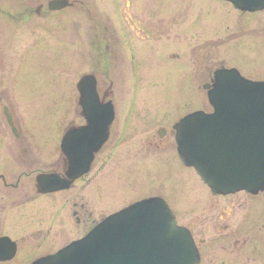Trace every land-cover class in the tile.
Instances as JSON below:
<instances>
[{"label":"flooded vegetation","instance_id":"obj_1","mask_svg":"<svg viewBox=\"0 0 264 264\" xmlns=\"http://www.w3.org/2000/svg\"><path fill=\"white\" fill-rule=\"evenodd\" d=\"M51 1L0 0V264H34L36 260L55 254L83 238L110 215L151 198L166 202L178 224L190 232L199 253L198 264H240L244 250L245 262L264 264V189L257 193L242 191L215 195L203 183L206 193L200 199L204 208L199 215H191L188 209L187 223L183 225L169 198L164 195L170 187L179 199L185 195V191L179 192V187L176 188L179 185L178 172L172 173V186L157 181V189L112 212L93 215L84 209V204L69 201V193L79 191L80 184L88 187L114 157L125 134V124L122 128L121 121H130L122 113L126 94L131 91L126 80L130 73L144 76L146 43L163 35V23L161 19L152 20L142 16L137 9L135 11L131 0H125L124 6L119 1L112 2V10L105 6L103 14L98 0H64L65 5L58 9L50 6ZM205 1L213 9L228 7L236 13L240 18L238 31L225 36L219 46L229 48L218 59L205 51L209 46L205 45L207 41L200 45L205 52L200 50L201 53L195 54L194 46L190 48V88L203 100L200 101L201 108L186 113L171 128L158 129L156 144L148 143L150 149L164 145L175 154L156 161L152 170L156 171L157 180L161 179L158 169L171 164L186 169L184 176L187 180L192 178L190 174L193 176L194 169L186 167L178 155L175 125L193 112H213L209 95L220 91L215 87L219 74L240 76L264 92V36L258 37L261 35L258 24L264 18V9L242 11L222 0ZM215 13L219 17L223 14L220 11ZM41 30L44 37H32ZM17 33L28 37L25 40L18 38ZM244 38L250 39L244 42ZM193 39L196 41L198 36L193 34ZM19 46L24 47L21 54ZM67 46L73 47L71 52H67ZM156 46L148 47L151 54L159 52L160 44ZM130 51L131 57L127 60ZM168 56L174 60L180 57L174 53ZM66 70L75 72L71 77H76L77 81L72 86V98L67 100L65 97L61 103L62 118L66 121H63L61 132L53 143L52 139L47 141L49 149L54 150L53 157L48 159L47 154L42 155L38 150L40 145L35 143L31 126L26 127L18 116L19 85L31 89L37 81L46 82L42 74H67ZM84 77L90 78L94 85L80 87V80ZM60 88L67 92L65 81L61 82ZM82 90L96 96L84 98ZM71 107L73 112L69 115L72 113L73 117L67 121V110L70 111ZM99 110L107 116H95ZM110 114L113 115L112 121H108ZM49 199L56 206L52 214L49 213ZM36 202L44 203L43 208L36 210ZM69 207H73L72 215L66 218ZM23 230L25 232L18 236ZM205 230L209 231L208 234ZM53 231L55 238L59 239L66 231L76 234L60 240V246L54 250L44 251L45 244L52 241L50 235ZM241 235L248 236V239ZM30 238L36 239V244V240ZM240 238H245L241 252L236 250ZM24 242L28 243L24 247L28 252L25 260L19 257ZM222 247L226 249L225 253L229 251L230 262L224 257Z\"/></svg>","mask_w":264,"mask_h":264},{"label":"rangeland","instance_id":"obj_2","mask_svg":"<svg viewBox=\"0 0 264 264\" xmlns=\"http://www.w3.org/2000/svg\"><path fill=\"white\" fill-rule=\"evenodd\" d=\"M115 1L121 2V6L125 5V0H98L100 13L103 14V9H106L105 6H109L110 10H112V2L115 4ZM131 1L134 2L135 11L137 9L143 14L142 16L152 20H162L163 35L154 42L146 43L147 60L145 61L146 67L144 66L146 69L143 73L144 76L139 77L137 73H130L126 80V85L131 91L130 94H126V100L122 104L124 107L122 113L123 117L129 118L130 121H121L122 128H124L125 124V134L118 148H116L114 157L110 160L108 166L100 172L98 179L87 185L88 187L80 184L79 191L74 194L69 193L68 199L73 201V203H78V205L84 204V209H88L93 215L112 212L122 208L140 195H146L150 191L157 189L158 182L171 183L170 185L172 186L174 184V179H171L172 173L178 172L179 185L176 188L178 189L179 187V192L185 191V195L181 199L178 196H174L172 187L164 195L169 198L171 205L176 210L180 224L183 225L187 223L188 215L186 212L188 209L191 215H199L203 210L204 206L200 196L206 193L205 186L195 172L192 171L193 176L190 174L192 178L187 180V176H184L187 170L184 169L186 170L184 171L181 166L178 167L173 164L169 167L158 169L157 174L161 179L157 180L155 177L156 171L153 172L152 170L156 161L160 158H166L172 153L174 154V152L165 148L164 145L157 149H150L148 143H157L155 136L157 137L158 129L162 127L171 128V125L177 119L192 110L201 108L200 101L203 99L200 97L201 95L192 92L189 83L188 61L190 62L191 59L190 48L194 46L196 49L195 54L201 53L200 45L207 41L205 45L209 44V46L205 51H209L215 59L224 56L229 46L225 48L219 45L223 44L226 35L238 31L239 24H237V21L240 18L228 7L227 9H213L211 4L205 0ZM215 11H220L223 14L219 17ZM112 17L114 18V16ZM262 19L260 24H264V18ZM260 24H258V29H260L261 35L258 37H263L264 28L262 29V27L264 25L261 26ZM251 27H257V25H251ZM19 32L22 33V31ZM18 33L16 35L18 38L25 40V37H28L27 34L21 35ZM193 34L198 36L196 41L193 39ZM44 35V31L41 30L36 31L32 37H44ZM248 37L251 38L252 36ZM246 38L243 39L244 42L250 39ZM158 44H160L159 52L154 51L151 54L148 47L154 48ZM72 48V46H67V52H71ZM23 49L24 47L18 49L19 54L22 53ZM173 53L178 54L180 56L179 59L174 60L168 56ZM130 55L131 51L127 55V60L130 59ZM192 58L196 60L195 56ZM69 68L70 66L67 69L69 70ZM68 70H66L67 74L59 73L55 76L52 73H48L46 76L42 74L46 82L37 81L39 83L35 82V87L31 89L22 87L23 85L21 84L19 85L18 116L21 121H24L23 123H25L26 127L31 126V133L35 135V143L40 145L38 150L42 155L47 154L48 159L53 157L54 150L49 149L47 141L52 139L51 143H53L54 138L61 132L63 121H66L62 118L61 103L65 97L67 100L69 97L72 98V86L77 81L76 77H71L75 75V72ZM63 75L65 76L61 78ZM64 81L67 89L65 93L60 88L61 82ZM72 110L73 107L70 108V111L69 109L67 110V121L73 117L72 113L69 115ZM171 158L175 160L173 156ZM49 204V213H55L56 206L50 199ZM34 205L37 210L44 206V203L39 202L38 204L36 202ZM72 208L69 207L67 209L66 218L72 215ZM52 226L55 227V230L57 229L56 225L52 224ZM54 231L50 235L52 241L49 240L45 244V247H43L44 251L47 249L54 250L60 246L58 243L60 240L74 237L75 235L73 234H76V232L66 231L64 235H61L62 238L59 239V237L55 238ZM24 232V230L23 232H18V236ZM205 232L208 234L209 231L205 230ZM240 237L248 239L246 235H241ZM245 238H240L236 250L241 252ZM30 239L32 241L36 240ZM32 241H30V244H32ZM27 242L29 243V240ZM27 242H24L21 249L20 259L25 260L26 256H28L27 248H24L27 246ZM36 242L37 240L34 244ZM224 242L227 243V241ZM224 247L227 246L224 244ZM222 250L224 254L226 249L222 247ZM244 253L245 250L242 251L240 264H248L245 262ZM224 257H227L230 262L229 251L224 254Z\"/></svg>","mask_w":264,"mask_h":264},{"label":"water","instance_id":"obj_3","mask_svg":"<svg viewBox=\"0 0 264 264\" xmlns=\"http://www.w3.org/2000/svg\"><path fill=\"white\" fill-rule=\"evenodd\" d=\"M241 10L264 8V0H226ZM53 0V9L65 5ZM83 78L79 86H93ZM211 94L215 112H196L176 125L178 152L215 194L264 189V93L241 78L224 76ZM86 89V88H85ZM250 90V92L245 91ZM88 98L95 94L82 90ZM253 110L255 112L253 113ZM98 118L105 117L101 110ZM112 114L108 121H112ZM187 230L168 206L145 201L102 222L84 239L34 264H198Z\"/></svg>","mask_w":264,"mask_h":264}]
</instances>
